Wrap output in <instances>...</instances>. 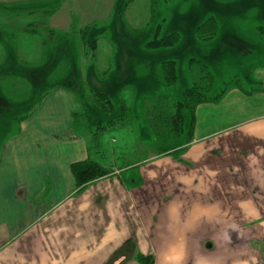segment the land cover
<instances>
[{"label": "rangeland", "instance_id": "1", "mask_svg": "<svg viewBox=\"0 0 264 264\" xmlns=\"http://www.w3.org/2000/svg\"><path fill=\"white\" fill-rule=\"evenodd\" d=\"M60 3L75 12L61 16L57 26L67 27L58 36L53 33L54 27L48 31L47 20L50 8ZM212 18L218 21L217 32ZM201 23L198 36L196 27ZM86 27L90 31L83 36ZM174 31L180 36L175 46L148 45ZM92 34L98 37L94 53L82 43L86 35ZM168 59L176 60L178 68V78L170 85L166 82L172 80L171 68L162 66V61ZM193 86L186 103L192 105L193 91H197L196 96L202 102L191 109V119L187 109L183 110L181 134L176 135L169 123L172 115H178L177 98ZM93 88L106 92L118 105L117 110L113 111L104 101L101 103L103 98L100 100L103 110L90 104L94 100ZM56 89L71 93L75 103L74 132L90 139L89 157L108 167L109 171L98 179H115L118 185L122 180L129 185L126 210L130 202L136 205L135 198L143 196L146 199L142 214L150 215L156 200L163 197L166 202L172 198L167 182L173 176L175 180L187 177L188 182H195L187 189L194 193L193 197H204L206 191L213 195V189L227 183L220 172L221 165L254 157L257 165L251 172L256 177L254 181L249 169L245 174L235 164L232 176L234 181L238 178L251 185L257 182L255 187L260 185L262 190L254 187L250 196L253 194V199L264 202V162L257 157V151L264 145L261 132L264 122L240 126L245 132L252 133L254 129L259 139L251 134L231 138L240 127L232 128L226 137L214 134L204 137L214 127L223 128L235 121L243 122L252 114H264V108L255 109L251 115L217 108L235 90L238 94L228 100L236 102L238 97L240 101L264 104V0H0V149L43 96ZM205 94L208 98L204 100ZM120 104L125 109L122 121L103 127L99 119L116 117L122 110ZM85 115L94 117L92 128L102 129L96 135L90 133L91 126L82 120ZM209 120H217L211 122L210 129L206 128ZM173 137L180 142L172 144ZM222 158L224 163L219 164ZM157 161L171 175L170 179L166 174L157 178L160 182L156 188L153 178L140 180L138 172L141 166L152 167ZM188 166L195 167L188 170ZM180 167L185 168L179 170ZM239 188L247 192L248 187L245 184ZM177 191L175 188L172 193ZM132 209L131 216L135 217L138 208L132 205ZM250 226L255 227L253 238L257 239L250 242L243 237V246L259 243L264 260V232L257 231L256 222ZM127 247L128 244L121 247L114 256L119 258ZM138 247L133 238L132 252L123 254L125 260L150 264L154 255L144 254ZM211 257L221 260L230 254L220 249L211 253Z\"/></svg>", "mask_w": 264, "mask_h": 264}, {"label": "crops", "instance_id": "2", "mask_svg": "<svg viewBox=\"0 0 264 264\" xmlns=\"http://www.w3.org/2000/svg\"><path fill=\"white\" fill-rule=\"evenodd\" d=\"M65 7L60 3L48 13L47 30L51 32L50 28L54 27L53 33L58 36L67 27L57 26L61 16L75 12L72 7ZM235 91L217 108L235 109L243 115L264 108L258 101L252 104L238 97L236 102L228 100L238 94ZM74 109L75 103L67 89L51 91L4 140L0 149V264H143L125 260L124 255L132 252L133 238L139 246L137 250L154 255L153 264L264 263L259 243L243 246V237L250 242L257 239L253 238L255 227L250 226L254 222L259 224L257 231L264 232V202L253 199V194L250 196L258 183L255 180L256 184L251 185L238 178L234 181L232 176L233 164L241 172L252 175L253 166H257L253 162L255 157L233 163L220 159L219 164L224 163L220 172L227 183L213 189V195L206 191L204 197H193L194 193L187 189L195 182H188L187 177L175 180L173 176L167 182L172 198L166 202L163 197L156 200L151 214L143 215L146 199L143 196L135 198L136 205L130 202L126 210L125 195L130 190L122 180L118 185L115 179L101 178L82 188L77 186L71 166L89 157V141L84 134L74 132ZM247 119L243 120L245 124L235 121L223 128L214 127L204 137L213 134L226 137L227 132L241 124L258 126L264 122V114H252ZM214 121L209 120L206 128L210 129ZM241 128L231 138L251 134L259 139L254 129L246 133ZM261 132L264 139V129ZM257 157L264 162V145L257 151ZM145 167L141 166L139 179L153 178L156 188L157 178L166 174L170 179L171 172L166 166H159L158 161L155 166ZM193 167L188 166V170ZM182 168L185 167L179 170ZM251 178L256 179L253 175ZM245 184L247 192L239 188ZM175 188L180 191L173 194ZM255 190L260 192L262 188L259 185ZM132 205L138 208L135 217ZM127 244L119 258L114 256ZM220 249L228 251L230 257L212 258L211 253Z\"/></svg>", "mask_w": 264, "mask_h": 264}, {"label": "trees", "instance_id": "3", "mask_svg": "<svg viewBox=\"0 0 264 264\" xmlns=\"http://www.w3.org/2000/svg\"><path fill=\"white\" fill-rule=\"evenodd\" d=\"M211 21L214 25H216V27L215 26L214 27H215L216 32H217L218 31L217 19L212 18ZM202 26H203V23L198 24L196 27V34L198 36H199V32H201ZM84 30H83V36H84V34H87L88 30L90 31V28L86 27ZM179 39H180V36H179L178 32L174 31V32H171V33L164 35L160 38H156V39L150 41L148 43V45L152 46V47L154 46L157 48H159V47H173L178 43ZM97 40H98V37L96 35H93V34L90 36L86 35V37H84L82 39V43L83 44L85 43L84 45H86L88 48H90L91 52L94 53V51L98 47V41ZM92 55H94V54H92ZM168 65L170 66L171 71H172V80L171 81L167 80L169 82H166V84L170 85L174 80H177V78H178V68H177V62L174 59H168V60L162 61L163 67H167ZM200 65H202L205 68H208L205 63L200 62ZM205 73L209 74L207 70H205ZM169 78H171V77H169ZM192 90H194V86L191 87L190 89L186 90L184 92V94L181 96V98H177L178 101L176 102L175 113L177 112L178 115H175V116L172 115L171 122L169 123L170 130L174 131L176 133V135L178 134V132H180V134H181V131H180L182 129L181 124H183V122H184L183 118L185 116V112H183V110L187 109L186 111L188 113V116H190V119H191L193 117L191 109L195 108L196 105H198L199 103L202 102L199 100V98L201 99V97L196 96V94H198L197 91H193L192 96L194 98H192V96H191L192 105H188L186 103L187 95ZM92 96H93L94 100L90 104L96 106L97 108H100L101 110H103V108L101 107V104H100V102H101L100 100L103 98L101 103H103V101H104V103L108 104V107H111L113 111L117 110L118 105H116V103H114L111 100V98L108 96V94L106 92L93 88L92 89ZM202 98L204 100L207 99L208 98L207 94L202 96ZM120 108L122 109L121 110L122 112L120 111V113L118 115H116V117L109 118L107 120L99 119V123H103L102 126L105 127L104 124L113 123V122H121L125 109H123L124 107H122V104H120ZM85 116H83L82 120H85L87 122V124L89 126H91V128H89L90 133H93V135H96L98 132H100V130H102L101 128H97V127L92 128V126L95 124V122L93 121L94 119H92V118H94L93 116H91V115L90 116L85 115ZM190 122H191V120H190ZM191 125H192V123L190 124V126ZM151 129L153 130L152 127H151ZM165 129H168V127L165 126ZM152 136H154V133ZM179 138H180V136H179ZM179 138L173 137L172 144L177 143L178 141L180 142ZM168 145H171V144L169 143ZM107 168L108 167H105L104 164H101L99 161H96L90 157L83 160V161L75 162L71 166L73 175H74L75 180H76V184L79 188H82L85 184L90 183V182L102 177L104 174H106L109 171ZM148 257H151V256H148ZM151 258H152L151 259L152 261L150 264H153L154 259H153V257H151ZM143 259H144V257H143Z\"/></svg>", "mask_w": 264, "mask_h": 264}]
</instances>
